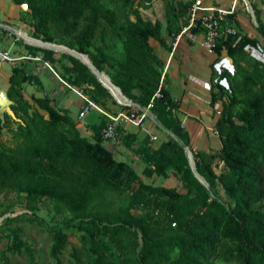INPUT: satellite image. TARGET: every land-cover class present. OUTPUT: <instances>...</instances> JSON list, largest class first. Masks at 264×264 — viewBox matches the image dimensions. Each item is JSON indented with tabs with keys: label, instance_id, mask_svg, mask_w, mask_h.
<instances>
[{
	"label": "trees",
	"instance_id": "1",
	"mask_svg": "<svg viewBox=\"0 0 264 264\" xmlns=\"http://www.w3.org/2000/svg\"><path fill=\"white\" fill-rule=\"evenodd\" d=\"M12 1L26 5L27 21L41 41L85 53L86 60L100 72L105 64L111 72L104 73L119 88L120 96L141 105L148 102L158 86L162 66L149 38L166 46L160 22L139 10L150 0ZM190 1H165L169 35L180 29ZM248 1L257 34H240L235 28L236 33L219 37L213 46L211 64L224 52L232 66L231 71L221 67L210 83V103L221 100L213 124L219 147L203 150L189 146L188 134L174 114L177 101L163 81L160 95L153 97L155 117L188 145L207 188L192 174L182 147L171 137L162 139L151 154L140 147L146 163L141 171L147 177L164 175L171 166L183 189L144 180L131 163L116 158L101 143L104 117L89 140L48 97H26L22 83L37 81V77L22 65L11 66L6 87L11 102L0 112V131L4 128L9 133L8 141L0 139V193L12 190L32 209L47 200L55 211L68 215L65 224L74 219L86 222L78 228L87 235L88 246L71 245L64 260L59 253L68 243L67 233L60 225L48 227V253L54 264H115L106 257L105 242L119 247L118 236L123 230L139 233L134 264H264V63L244 50L250 44L264 51V20L261 9ZM228 19L234 27L239 24L234 13ZM108 34L120 39V57L107 51ZM38 51L47 61L57 60L51 49ZM63 70L71 84L84 82L81 92L105 106L107 90L113 92L99 75L107 90L73 57ZM219 191L226 196L222 202L211 196ZM108 193L123 195L124 203H116ZM5 248L12 253L29 250L14 229Z\"/></svg>",
	"mask_w": 264,
	"mask_h": 264
},
{
	"label": "crops",
	"instance_id": "2",
	"mask_svg": "<svg viewBox=\"0 0 264 264\" xmlns=\"http://www.w3.org/2000/svg\"><path fill=\"white\" fill-rule=\"evenodd\" d=\"M165 1L169 0H150L147 7L139 8L142 15L150 20L157 19L160 22V35L166 46L152 38H149V43L152 45L156 56L161 62V69H165V86L168 88L172 99L177 101L174 114L179 119L182 128L188 134L189 146L192 149L216 150L219 147V139L217 134L213 132V124L216 118L214 109L219 106V101L214 100L213 103H210V83L212 81L210 64L215 57V53L201 48L198 44L187 40L184 36L179 37L177 42L172 45L173 36L169 35L165 29ZM252 1L255 2V0ZM248 3L249 2L246 3L243 0H203V4L206 7L233 6V13L238 22L240 15L243 16L242 10L244 5L246 7ZM242 4L243 6H241ZM25 11L26 5L24 3H14L12 0H0V47L8 48L12 55L29 54L37 55L40 58H22L14 62L0 61V89L6 92L7 76L11 66L13 64L22 65L27 71L37 77V81H25L22 83V90L25 96L28 97L33 94L36 96L48 97L50 103L59 111L69 115L80 134L91 140L92 130L103 116L95 109H90L91 111L87 110L81 121L77 120V111L82 102L78 92L81 91L66 80V78H63V76L51 66V63L56 64L57 60L51 63L46 60L50 66L49 68L42 64V60L45 59L41 57L40 51L37 50L35 51L36 53L33 54L29 52L23 44L20 46V44L15 42L18 40V36H21L17 33V30H22L24 34L28 35V29L25 30V21L27 20ZM261 11L264 10L261 9ZM175 23L179 24V19ZM27 25L28 28H31L29 23ZM13 33L15 34L14 38H12ZM21 37L23 38V36ZM107 38L108 35L105 38L107 51L120 57V39L115 41L118 48L113 51V43L108 41ZM23 40L26 41L24 38ZM53 57L55 58L54 55ZM64 64L69 65L70 60ZM211 66L214 72H217L219 66L231 69V63L226 58L224 52L220 54L217 62L212 63ZM62 73L64 75L66 74L64 71H62ZM105 76L107 75L105 74ZM107 77L109 78V76ZM221 81L222 80H220V82ZM104 87L106 86L104 85ZM134 91H136V89H134ZM113 94L115 95V93ZM113 97H116V95ZM119 108L120 105H114L112 110H117ZM4 110H7V108L4 107L2 111ZM119 126L126 127L130 130L129 132H136L137 135H145L146 139H148V134L142 129L129 124H122ZM146 126L148 127L147 121ZM101 143L110 149L116 157L115 151L116 148L119 147L115 144L113 139L102 140ZM116 158L125 160L135 166L138 165L136 162L132 163L130 160L121 157Z\"/></svg>",
	"mask_w": 264,
	"mask_h": 264
},
{
	"label": "rangeland",
	"instance_id": "3",
	"mask_svg": "<svg viewBox=\"0 0 264 264\" xmlns=\"http://www.w3.org/2000/svg\"><path fill=\"white\" fill-rule=\"evenodd\" d=\"M239 1H242V0H239ZM246 2H249V1L246 0ZM254 4L259 6V9L264 10V4L261 2V0H255ZM241 6H243V4ZM242 13H243V16L240 15L239 24L238 25L235 24V28L239 31L240 34H242L243 32H247V33L256 35L257 33L255 31V26L257 22L255 20L251 6L245 7L244 5ZM261 17L264 20L263 11H261ZM27 20L29 19L27 18ZM27 20L25 21V24H26L25 30L28 29V32H27L28 35L25 34V36L27 38H32L35 41L41 42L40 40L41 38L39 37V35L35 34L31 28H28ZM14 36L15 34L13 33L12 38H14ZM107 40L113 43L112 44L113 51L114 49L118 48L115 42V41H118V38L112 37L111 35L108 34ZM15 42H17V44H20V46L21 44H23V46L27 48V50L33 54L36 53L33 50H39L40 48H47L46 46H40V45H35L32 43H27L26 41L23 40L21 36H18V40H16ZM57 45H60V44H57ZM48 49H51V48H48ZM51 50H52V57L54 55L55 59H57V62L56 64H52L51 61L49 60L48 62L51 63V66L57 72H59L63 76V78H66V80H67V77H65V75L62 73V71H64L63 66L65 65L67 66V64H64V63L68 62V60H70L71 57H73L78 62L80 61L76 57H78L80 60L84 62L86 59V56L84 57L80 56L65 48L64 49L55 48V50L54 49H51ZM72 54L76 57H74ZM248 56L251 58L253 57L258 58L264 63V54L262 52L255 51V54H252V55L248 54ZM226 58L228 59V61H230V59L227 56ZM101 66H102L101 71L105 73L111 72V69L107 67L105 64H102ZM210 67H211V79L215 80V76L217 72H214L212 70L211 64H210ZM88 71L91 72L89 69ZM98 75L101 77V79L103 80L105 84L109 85L107 78H105L101 74H98ZM95 79L97 80L96 77ZM97 81L100 83L99 80ZM163 82L164 83L166 82L165 74L163 75ZM221 82L223 84L225 83L224 80H222ZM83 85H85L84 82H82L81 84L77 86L75 85V86L77 87L78 90L81 91V88ZM100 85L104 87L101 83ZM104 88L107 90L106 87ZM107 92H108V95H105V98H104L105 106L102 104L101 105L104 109L108 111H114L112 110L114 108V105L118 106L120 104L117 103V100H118L117 97H113L114 96L113 93H112L113 94L112 96L108 90ZM90 109L89 111H91ZM0 112H2V109H0ZM147 123L150 129V132L156 136L154 140H148L146 139L145 135H137L136 132H129L130 130L123 126L117 129V133L113 139L115 144H117L119 147V148H116V151H115L116 157H121L126 160H130L132 163L136 162L138 165L137 166L133 165V166L135 167L139 175L143 177L144 180L153 182L155 184L174 185L179 190H182L183 187L181 186L179 177L177 173L175 172V170L173 169V167L171 166L167 167L166 173L164 175L152 174L151 176L147 177L142 174L141 168L145 166L146 163H144V161L142 160L143 156L141 154V151L139 150L140 147L147 148L148 154H151L152 151L157 149L160 141L166 137H171L179 145H180V142L183 143L179 137L171 133L172 131L169 128L163 126L157 120L156 117H153L151 119L147 117ZM0 139L2 141H8L9 139V133L4 128H2L0 131ZM108 196L120 205H122L125 201V198L123 195H117L115 193H108ZM211 196L215 197L220 202H222L226 198V196L221 191L218 192L217 196H214L212 194ZM263 208H264V200H263ZM132 211L136 213L142 212V210H139V209H133ZM67 218H68V215L66 213L55 211L51 203H49L47 200L39 201L37 203V206L34 209H32L24 205V200L21 195L16 194L12 190L2 191L0 193V264H5V261L3 260L2 255H4L7 258V261L9 264H54L55 259L52 258L48 253L49 246L51 243L50 231L48 227L52 225H60L63 228V230L67 233L68 243L66 244L63 251L59 253V257L61 259L64 260L69 256L71 245H74L80 248L87 247L89 244L87 235L82 229L78 228L79 226L85 225L86 222L85 221L79 222L78 220L74 219V220H71L69 224H65ZM13 229L18 233L21 240H23L27 244V246L29 247V250H21L20 252L12 253L5 248L12 239ZM100 236L103 237L102 234ZM118 237H119V247L121 246L122 247L121 249L118 246L108 241L105 242L104 250H105L107 259L111 260L115 264H134L135 254L141 242L139 233L137 232L136 234H133L129 232L128 230H123L119 233ZM119 250H121L120 254H116L117 251ZM214 264H229V263L216 261Z\"/></svg>",
	"mask_w": 264,
	"mask_h": 264
},
{
	"label": "built area",
	"instance_id": "4",
	"mask_svg": "<svg viewBox=\"0 0 264 264\" xmlns=\"http://www.w3.org/2000/svg\"><path fill=\"white\" fill-rule=\"evenodd\" d=\"M233 10V6L206 7L203 4V0H191L186 11L184 22L181 24L180 29L173 35L172 45L177 42L179 37L184 36L187 40L198 44L201 48L213 52V46L219 37L236 33L235 27L228 19V15L232 14ZM244 50L250 55L255 54V51H259L264 54V51L259 45L253 46L246 44L244 46ZM22 58L38 59L40 57L29 54L12 55L8 48L0 47V61L14 62ZM42 64L50 68L46 60H42ZM221 67L223 66L218 67L217 72H219ZM164 70V68L160 70L158 86L145 105H140L130 99H127L126 101L117 100V103L120 104V108L114 111H108L84 93L77 91L82 99L80 107L77 111V120L81 121L86 111L92 108L98 111L105 118V123L100 130L103 140L114 139L117 133V127L122 124H129L142 129L148 134L149 140H154L156 136L150 132L146 126V121L147 117L150 119L155 117L152 113L151 107L153 106V97H158L160 95L159 87L163 81ZM228 70L231 71L232 66L231 69ZM66 85L69 86L68 84ZM215 100L219 101V106L214 109L215 114H217L221 108V100L219 98H216ZM213 132L216 133L215 129H213ZM220 164L221 163L219 162L218 166Z\"/></svg>",
	"mask_w": 264,
	"mask_h": 264
},
{
	"label": "water",
	"instance_id": "5",
	"mask_svg": "<svg viewBox=\"0 0 264 264\" xmlns=\"http://www.w3.org/2000/svg\"><path fill=\"white\" fill-rule=\"evenodd\" d=\"M244 2H246V0H244ZM247 3V2H246ZM248 7H250V5L248 4L247 5ZM44 41V40H43ZM45 42H47V41H45ZM65 46V45H64ZM65 47H67V48H69V49H72V50H74V51H76L75 49H73V48H70V47H68V46H65ZM77 53H81V52H79V51H76ZM83 54H85V53H83ZM86 55V54H85ZM80 61V60H79ZM80 62H82L84 65H86L87 67H88V69L95 75V73H94V71H93V69H94V65L92 64V63H87V62H84V61H80ZM95 77H96V75H95ZM97 78V77H96ZM97 80H99L98 78H97ZM101 83V82H100ZM102 84V83H101ZM103 85V84H102ZM104 86V85H103ZM11 102V100L7 97V95H6V92L3 90V89H0V109H3L4 107H6V106H8V104ZM173 135H175L173 132H171ZM180 146L182 147V150H183V152H184V154H185V156H186V160H187V164H188V166H189V168H190V170H191V172H192V174L202 183V185L204 186V187H206L207 188V183H206V181H205V179H204V177L199 173V172H197V170H196V168H195V164H194V160H193V157H192V153H191V151H190V149L188 148V146L186 145V144H184V143H181L180 142Z\"/></svg>",
	"mask_w": 264,
	"mask_h": 264
},
{
	"label": "bare ground",
	"instance_id": "6",
	"mask_svg": "<svg viewBox=\"0 0 264 264\" xmlns=\"http://www.w3.org/2000/svg\"><path fill=\"white\" fill-rule=\"evenodd\" d=\"M17 33L19 34V35H21V36H23V38L28 42V43H32V44H35V45H40V46H46L47 48H51V49H54L55 50V48H61V49H67V50H69V51H72V52H74V53H76V54H78V55H80V56H86V58H87V55H85V54H82V53H77L76 51H74V50H72V49H69V48H67V47H65V46H62V45H57V44H53V43H47V42H43V41H41V42H39V41H35L34 39H32V38H27L26 36H25V34H24V32L22 31V30H17ZM74 57H76V56H74ZM78 60H80L78 57H76ZM80 61H82V60H80ZM85 62H87V63H89V61H88V59L86 60L85 59ZM93 71H94V73H95V75H96V77L98 78V74H101L102 76H104L105 78H107V81L109 82V87H110V89H111V91L113 92V93H115V95H116V97H117V99H118V101H126L127 99H125L123 96H122V94H121V96H120V90H119V88L117 87V86H115L114 84H112L111 83V81H110V79L107 77V76H105V74H104V72H100L99 70H97L96 68H94L93 69ZM99 79V78H98ZM100 80V79H99ZM101 81V80H100Z\"/></svg>",
	"mask_w": 264,
	"mask_h": 264
}]
</instances>
